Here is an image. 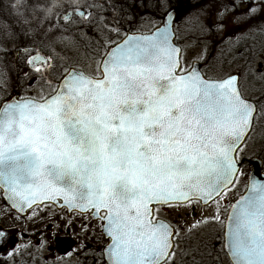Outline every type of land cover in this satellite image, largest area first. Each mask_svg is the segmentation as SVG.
I'll return each mask as SVG.
<instances>
[{
    "label": "snow or ice",
    "instance_id": "obj_1",
    "mask_svg": "<svg viewBox=\"0 0 264 264\" xmlns=\"http://www.w3.org/2000/svg\"><path fill=\"white\" fill-rule=\"evenodd\" d=\"M237 6L232 0L225 11ZM11 7L30 26L39 20L25 30L38 37L27 57L38 74L55 69L56 46L70 39L73 22H102L108 38L99 41L103 54L92 73L65 67L48 95L0 100V199L19 212L57 204L98 221L104 264H176L184 229L161 213L214 205L188 231L224 223L232 264H264V179L228 199L254 124L264 119V98L246 97L237 74L211 78L196 64L182 65L168 23L139 34L110 23L108 0H15ZM257 11L249 7L248 18ZM8 236L0 229V247Z\"/></svg>",
    "mask_w": 264,
    "mask_h": 264
},
{
    "label": "rangeland",
    "instance_id": "obj_2",
    "mask_svg": "<svg viewBox=\"0 0 264 264\" xmlns=\"http://www.w3.org/2000/svg\"><path fill=\"white\" fill-rule=\"evenodd\" d=\"M173 1L108 0L109 4H114V8L107 10V19L110 23L114 21V18L118 19L123 27L130 31L150 32L161 24L163 15L173 7L171 6ZM14 2L15 0H0V100L12 96L14 92L18 93L20 89L24 95L23 98L32 96L39 99L48 95L56 88L55 85L53 87V83L55 84L59 80L65 67L78 66L88 73L93 72L99 62L100 55L103 54V49L99 48V41L108 38V33L104 30L106 26L102 22L92 20L90 26L85 24L83 27L78 26L84 23L83 21L73 22L69 26L70 39L56 46L55 69L38 74L27 63V57L33 50L32 46H38V37L30 33L26 35L25 30L30 27L35 28L39 24V20L31 26L24 23V17L18 15L16 10L11 7ZM29 2L41 4L44 3V0H29ZM220 4V0H192L193 13L188 16L187 20L182 16L177 18V27H181L182 31L188 33L192 38L188 44L190 47L188 56L191 59L192 57L200 59L204 53L206 54V51H209L206 56L212 65L210 71L213 77L224 78L228 74L241 73L243 75L240 88L243 94L254 101L261 100L264 98V75L258 72L259 64H262L263 71L261 70L260 73H264V60L258 59L256 65L251 69L242 67L245 70L243 71L241 65L233 57L236 56L232 50L235 46H227L226 50L221 47L220 44L228 45L230 43L226 38L230 35L228 33L236 30V23L228 22L229 20L224 22L218 13ZM92 11L104 12V9L99 8ZM155 12L161 14L162 18L155 15ZM25 15L31 18L28 13ZM129 21H133V23H129ZM229 26H232V30ZM198 40L202 44H197ZM45 44L47 45L48 41H45ZM41 51H45V49L41 48ZM4 55L11 56V59L5 61ZM250 74L255 80L251 79ZM260 106H264V101ZM253 157H260L264 162V119L255 122L253 132L247 140V147L241 154L242 160ZM244 170L247 174L249 173V167ZM1 205L3 206V204ZM213 209L214 205L204 210L197 206L195 218H191L189 215L191 209L186 212L168 210L163 216L175 225L178 221L179 225L184 228L183 235H187L191 231H188L186 225H192L197 220L210 217L213 215ZM3 219L5 224L9 225L10 220ZM202 225L199 228L210 227L206 224ZM211 230L208 237L197 233V231L192 233L188 237L187 246L179 247L182 255L176 259V264H230L223 252H218L215 248L216 239L213 238L215 229Z\"/></svg>",
    "mask_w": 264,
    "mask_h": 264
},
{
    "label": "flooded vegetation",
    "instance_id": "obj_3",
    "mask_svg": "<svg viewBox=\"0 0 264 264\" xmlns=\"http://www.w3.org/2000/svg\"><path fill=\"white\" fill-rule=\"evenodd\" d=\"M182 1V7L178 10L174 32H175V43L181 49L182 65L189 67L193 64H198L199 69L206 74L208 77H213L211 74V64L208 61L207 54L209 51L204 53V56L200 59H191L188 56V50L190 47L188 44L191 42L192 38L185 31L183 32L181 27H177V18L182 16L188 19V16L193 13L192 0H174L177 3ZM219 5V15L228 22L236 23V30H232V26H229L232 30L226 39H229L228 45L220 44L221 47L226 50L227 46L234 45L232 50L236 53L233 56L241 65V69L249 67L250 69L256 65L257 60H264V10H261V5L259 0H237V7L234 11L229 9L225 11V7L232 3V0H220ZM249 7H256L258 11L256 14L249 19L247 9ZM175 8V7H173ZM234 27V26H233ZM233 40V42H232ZM197 44H202L201 41H197ZM225 43V42H224ZM259 50V51H258ZM188 56V57H187ZM77 70L84 71L78 66H74ZM243 67V68H242ZM263 71L262 64H259V74ZM86 72V71H84ZM239 76V82L242 80L241 73H235ZM251 75V74H250ZM46 79L47 77L44 76ZM253 79V75H251ZM250 79V80H251ZM56 86V83H53ZM13 95L23 97L21 89L14 92ZM32 97V96H28ZM34 98V97H32ZM37 99V98H35ZM254 101V100H253ZM249 160L243 159L241 164V169L243 175L239 178V184L228 197L231 203H234L245 193L247 189L249 173L245 172V168L249 167ZM264 172V167H263ZM4 201L0 199V229H4L8 234V243L0 247V264H104L103 259L100 256L101 250L105 247L107 243V238L101 234L100 223L93 222L87 216H81L75 212H69L65 208H59L57 206L49 205L48 208L44 206L35 207L27 211L26 214H20L12 210L9 206L3 203ZM3 204V206L1 205ZM197 207V206H196ZM201 210L209 209L201 207ZM223 218L226 221L228 212L230 209L224 204ZM166 211L161 213L162 218L168 221L164 215ZM197 210L194 212L191 210L189 215L191 218H195L197 215ZM3 218H8L10 221L9 225L5 224ZM169 222V221H168ZM86 223L88 225V230L85 232L81 228V224ZM175 225L174 223H172ZM210 226L206 228L193 229L187 235H183L181 232V237L179 240V247L187 246L189 241V236L195 231L199 234H203L206 237L212 232L211 229H215L213 238L215 240V248L218 252H223L224 256L227 257L228 261L230 259L226 252L225 244V230L224 223H207ZM186 226H190L186 225ZM183 227V226H182ZM184 229V228H183ZM179 247L176 249L177 255L175 260L182 255ZM16 249L14 255H9L13 249ZM231 264V262H230Z\"/></svg>",
    "mask_w": 264,
    "mask_h": 264
},
{
    "label": "water",
    "instance_id": "obj_4",
    "mask_svg": "<svg viewBox=\"0 0 264 264\" xmlns=\"http://www.w3.org/2000/svg\"><path fill=\"white\" fill-rule=\"evenodd\" d=\"M167 13H170L171 15H164V18L162 20V24L159 27H162L164 25V23H168L169 28H170L171 32L173 33V43L175 44V36H174L175 33H174V26L173 25H174V22H175L177 10L176 9H172V10H170ZM136 34H139V33H136ZM196 65L198 66V64H196ZM13 97H18V96H13ZM249 164L251 165V172H250V176H249V180H248L247 190L250 187V184H251V180L252 179H264V173L262 172V168H263V162H262V160L261 159H258V158H253V159H251L249 161ZM247 190H245L246 192L243 195H246L247 194ZM6 204L9 205L8 203H6ZM53 205H55V206H57L59 208H64V207H61L60 205H57V204H53ZM12 210H15V209H12ZM29 210L30 209H26L23 212H19L17 210H15V211L17 213H20V214H23V213L26 214L27 213L26 211H29ZM226 252H227V250H226ZM227 254H228V257H229V259L231 261L230 254L228 252H227ZM231 263H232V261H231Z\"/></svg>",
    "mask_w": 264,
    "mask_h": 264
},
{
    "label": "trees",
    "instance_id": "obj_5",
    "mask_svg": "<svg viewBox=\"0 0 264 264\" xmlns=\"http://www.w3.org/2000/svg\"><path fill=\"white\" fill-rule=\"evenodd\" d=\"M171 6H173V7H175V8H177V9L180 10V8L182 7V1L177 2V3L172 2V5ZM155 15L160 16L162 18V15L161 14H158L157 12H155ZM130 32H136V31H130ZM4 56H5L4 57V60L5 61L6 60L9 61V59H11V56H9V55H4ZM12 64H14V63H12Z\"/></svg>",
    "mask_w": 264,
    "mask_h": 264
}]
</instances>
